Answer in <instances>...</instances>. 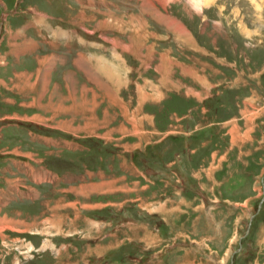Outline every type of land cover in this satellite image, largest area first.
<instances>
[{
    "label": "rangeland",
    "instance_id": "rangeland-1",
    "mask_svg": "<svg viewBox=\"0 0 264 264\" xmlns=\"http://www.w3.org/2000/svg\"><path fill=\"white\" fill-rule=\"evenodd\" d=\"M22 5L57 22L71 50L29 43L17 58L38 30L17 31ZM1 10L0 121L13 120L0 122V264H264V0H0ZM22 121L45 129L46 146ZM90 138L106 150L92 155ZM152 144L169 147L168 166L171 150L182 154L183 181L131 163Z\"/></svg>",
    "mask_w": 264,
    "mask_h": 264
},
{
    "label": "trees",
    "instance_id": "trees-1",
    "mask_svg": "<svg viewBox=\"0 0 264 264\" xmlns=\"http://www.w3.org/2000/svg\"><path fill=\"white\" fill-rule=\"evenodd\" d=\"M222 97H224V95H222ZM215 102L217 104V102L222 103L224 101L220 97H218L215 100H213L214 105H216ZM205 106H206V103H205ZM225 106H228V105L225 103ZM210 108L211 106L210 107L206 106V109L212 112ZM81 142L87 143L89 147V152L92 155H95L96 152H102L103 150H106L105 146H103L97 139H94V138L81 140ZM168 148H166L164 145L162 146V144H152V145L145 146L143 149H135L130 153L131 163L135 167L139 168L144 173V175H146L147 177L148 176L152 177L155 180H157L159 177H162L163 173H167L165 171H169L173 174L174 177L175 175H178L181 181H183V179H185V172H184L183 165L181 163V160L183 159L182 154H180L177 150H171L172 155L170 154L169 155L171 158L172 157L174 158L173 161L175 165L168 166V163L166 161L167 154L165 152ZM151 149H154L156 151L155 155L154 153L148 155V153L151 152ZM176 155L178 156L176 157ZM83 159H85V161L87 160L86 157H83ZM90 163H94V162H90ZM158 170H162L163 172H159ZM185 183L183 185V189H184L183 191L185 194H190V195L197 194L195 188H193L191 184H189L186 180H185ZM107 210L108 208L105 209V214H100V216L106 215ZM97 213L98 212H90V215H91L90 217H93ZM255 217L256 215H253V219H255ZM104 257L105 256H103L102 260H104ZM100 259L101 258H99L98 260Z\"/></svg>",
    "mask_w": 264,
    "mask_h": 264
},
{
    "label": "crops",
    "instance_id": "crops-1",
    "mask_svg": "<svg viewBox=\"0 0 264 264\" xmlns=\"http://www.w3.org/2000/svg\"><path fill=\"white\" fill-rule=\"evenodd\" d=\"M24 28H22L21 30H23ZM56 34V33H55ZM54 33L52 34V36H51V39H50V42H51V44H52V47H60L62 50H67V49H70V47L68 46V45H65V46H61V45H58L57 43H56V40L54 39V37H56V35H55ZM15 39H19V35H18V33H17V35H15ZM0 40H1V38H0ZM33 40H32V38H31V40H28V41H25V42H23V43H21L19 46H17L16 48H15V56H17V58H19V59H21V58H26V55H28L27 54V46L29 47V43H31V46L33 45ZM37 47L39 48L40 46L39 45H37ZM51 47V48H52ZM71 50V49H70ZM68 53H70V52H68ZM67 53V54H68ZM11 54V53H10ZM64 54V53H63ZM79 53H77V54H74L72 57H71V60H73V58L76 56V55H78ZM49 57V56H48ZM47 56H45V57H41V58H39L40 59V62L45 58H48ZM70 72V71H69ZM40 74V73H39ZM65 74V77H67L66 76V72L64 73ZM16 78H18V77H22V76H24V77H26L25 76V73L24 72H19V73H15V75H14ZM39 77H43V78H40V79H43L44 81H42V83H41V81L38 79V81L40 82V85L38 86V88H39V91H41V92H43L45 89H44V84H45V81H46V76L45 75H42V74H40V75H38V78ZM37 78V77H36ZM26 79L24 80V84L26 83ZM32 84H30V82H28L27 83V86H25V88H29V86H31ZM0 87H3V88H5L6 89V84H5V82L0 78ZM13 88H16V86L15 85H13L12 86ZM43 90V91H42ZM40 104V103H39ZM40 106H41V104H40ZM42 125H44V124H42ZM43 139H45V137H43Z\"/></svg>",
    "mask_w": 264,
    "mask_h": 264
},
{
    "label": "bare ground",
    "instance_id": "bare-ground-1",
    "mask_svg": "<svg viewBox=\"0 0 264 264\" xmlns=\"http://www.w3.org/2000/svg\"><path fill=\"white\" fill-rule=\"evenodd\" d=\"M200 1V0H197V2Z\"/></svg>",
    "mask_w": 264,
    "mask_h": 264
}]
</instances>
